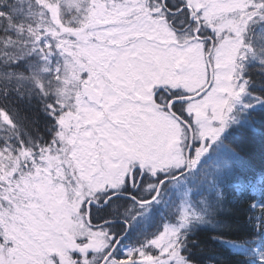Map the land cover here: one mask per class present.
<instances>
[{
  "label": "rangeland",
  "instance_id": "374dc122",
  "mask_svg": "<svg viewBox=\"0 0 264 264\" xmlns=\"http://www.w3.org/2000/svg\"><path fill=\"white\" fill-rule=\"evenodd\" d=\"M260 1H167L172 5L175 2L179 7L189 8L191 13L188 15L199 20L206 30L209 26L214 28L215 48L210 54L213 83L210 82L207 67L209 46L205 47L196 41L194 32H184V28L181 29L183 25L177 27L179 18L162 10L164 0H56L44 5L49 12L48 17L33 35L34 41L38 42L40 59L29 75L0 74V82L13 85L33 98L42 101L46 99L47 104L51 105V113L57 119L59 129L56 144H60V151L57 150L56 153L65 154L66 160L68 158L65 163V184L64 169L60 163L56 166L57 159H51L47 164L39 159L29 158V175L23 173L24 179L12 182L10 178H13L16 171V163L5 173L0 156V264H40V261L44 264H62L64 260L65 264H69L72 261L66 243L58 237L57 232L44 233L45 242H34L33 237L32 243L25 244L42 252L40 259L29 256V253L23 252L22 247L13 242V236L19 234L21 220H26L21 224L26 227L27 220H39L26 203L33 205L46 200L55 209L56 216L65 220L67 238L76 240L78 235L85 238L91 236L86 227L83 229L85 218L82 209L96 197L94 187L97 183H102L100 178L103 176L100 174L97 178L92 177L97 155L95 140L84 141L83 129H87L93 138L95 124H103L102 131L106 134L108 147L107 161H111L108 165L111 182L120 183L128 176V161L136 160L137 154H142L140 156H143V160L150 156L147 164L152 166L153 172L163 169L168 171L173 163L179 164V168L185 171L184 156L177 162L168 157L169 148L174 141H184L187 138L178 123L166 114L159 116V123H153L154 126L150 124L149 129L146 123L132 119L131 115L139 111L149 119L151 105L146 107L142 104L135 109L132 107L127 109V114L123 112L121 105H116L120 95L116 87L124 85L127 77L129 80L139 81L135 91L140 90L142 93L149 91L148 88L165 85L166 88L179 90L180 94L188 93V98H193L205 89L207 95L191 100L194 102L190 104V109L204 117L196 126V136L201 141L209 140L221 127H224V134L220 137V132L217 140H224L233 131L240 129L233 127L227 131L226 125L232 124L237 110L248 104L247 85L239 82L243 79L246 64L253 59L251 55L254 45L248 43L246 38L255 29L249 28L256 22L264 23ZM181 64L185 65V70L176 71ZM123 68L125 75L122 80L120 77ZM39 86L44 90L43 93H39ZM235 94L238 95V100L234 102ZM145 99L149 100V97ZM233 107L235 114L232 113ZM109 113L114 124H110L108 120ZM228 115L231 116L230 119ZM120 119L122 123L119 125V121L115 120ZM129 124L131 130L129 128L127 132L125 125ZM141 146L145 148L144 153L141 152ZM43 153L48 155L53 150L50 148L41 152ZM205 153L206 148L202 143L193 156L192 171L197 177V183L190 182L187 177L170 187L177 193L176 199L177 196L179 199L178 221L163 228L152 241L167 234L169 230H178L181 225H187L190 218L197 216L192 197L186 194V190L197 185L198 181L200 184L204 183L198 166ZM20 155L33 157L32 152L25 149H21L18 156ZM137 166L142 171L145 164L138 163ZM199 167H203V162ZM1 182L8 187L6 194L1 191ZM35 186L43 194L42 197L35 191ZM171 190L167 193H171ZM146 212L153 211L142 210L137 216L141 217ZM105 234L102 232V240L107 251L114 246L115 250L116 245L121 242L116 245L110 243ZM147 248L152 249L151 253L146 252ZM147 248L141 252L132 249L131 255H125L130 249L121 246L119 255L110 261L108 258L103 259L101 264H153V245L149 244Z\"/></svg>",
  "mask_w": 264,
  "mask_h": 264
},
{
  "label": "trees",
  "instance_id": "16d2710c",
  "mask_svg": "<svg viewBox=\"0 0 264 264\" xmlns=\"http://www.w3.org/2000/svg\"><path fill=\"white\" fill-rule=\"evenodd\" d=\"M54 1L56 0H0V74H30L34 64L40 59L39 48L37 47L38 42L34 41L33 35L38 26L44 24L48 17L49 12L44 8V5ZM260 2L264 5V0ZM173 5L171 2H166L165 6L162 4V10H166L165 13L171 15L174 10L178 9H175L178 3L175 4L174 2ZM262 8L264 11V7ZM175 17L179 18L180 21L176 23L178 28L182 27V25L185 27L191 21L187 12L186 14L175 15ZM249 29H253L255 32L253 31L252 35L246 38V41L253 44L254 49L251 55L253 59L246 64L245 72L250 73L247 79L256 86V91L253 95H258L260 84V76L258 75L259 63L264 61V57H261L259 53L264 23L259 24L256 22ZM38 91L43 93L44 90L39 86ZM45 104H47L46 99L42 101L33 98L13 85H4L0 82V156H2V161L4 162L2 167L5 173L16 163V171L13 178L9 177L12 182H17L16 179H24L23 173L29 175V171L24 166L30 162L28 161L29 158L40 160L44 156V153L41 154V152L50 148H52L53 153L48 155L59 156L56 153L60 149V144H56L59 133L57 119L49 118V116L53 115L51 112L48 115L44 114ZM262 114H264V109L259 108L251 114L254 118L255 127L259 132H264V117H262ZM224 142L241 148L245 153L243 161H234L236 171L242 174H250L256 170L264 169V137L253 135L249 130L240 128L226 137ZM21 149L29 150L32 152L33 157L18 156ZM5 165L7 166L5 167ZM187 177L190 182L197 183V177L196 175L194 176V173ZM26 182L31 184L30 181ZM1 184H3L1 191L6 194L8 187H5L2 182ZM198 184H200V181H198ZM171 189L166 190L164 197L161 195L159 203H156L153 207L137 209L129 206L126 201L117 199L114 201V207H117L115 214L109 213L110 208H108L105 210V215L101 220L103 223H118L125 219L129 224V231L121 242V246L130 250H144L163 228L167 225L170 226V224H176L178 221L177 208L179 199L178 196L176 199L177 193H174ZM170 190L172 192L168 194L167 192ZM201 199L210 200L211 198L205 194V197ZM191 201L197 212V216L194 219L200 217L202 221L203 219H208L217 224L224 221V217L213 216L210 209H205L202 206L198 207L193 199ZM148 209L153 212L143 213L141 217L137 216L139 211ZM138 217L139 219H137ZM115 228L118 237L126 232V227L117 225ZM209 231H215V229L211 225H200L196 230L195 238L205 241ZM119 251L120 248L117 249L115 256L119 255ZM151 251V248L146 250L147 253H151ZM212 251L220 252L223 255L229 254L228 248L224 245L215 246Z\"/></svg>",
  "mask_w": 264,
  "mask_h": 264
},
{
  "label": "flooded vegetation",
  "instance_id": "af4514ba",
  "mask_svg": "<svg viewBox=\"0 0 264 264\" xmlns=\"http://www.w3.org/2000/svg\"><path fill=\"white\" fill-rule=\"evenodd\" d=\"M175 9L177 10H174V13L171 14L173 16L180 15L183 13L186 14V12L191 13L189 9H187L184 6L175 7ZM190 19H191L190 23L184 27V32H187L189 30H190L189 32L191 33L194 32L193 34L195 40L204 44L205 47L209 46V48L211 49L212 45H215L214 28L212 26H209V29L206 30V27H204L199 20H195L191 17ZM193 26L196 27V29H193L194 28ZM127 67L130 66L128 65ZM176 71H179L178 67ZM124 75L125 74L123 68V72L120 77L122 80L124 79L123 78ZM137 82L139 81L138 80L135 81L133 79L129 80L127 77V79L124 82L125 83L124 85L120 87L118 86L116 87L117 93L120 94L119 101H117L116 105L117 106L121 105L123 112H126V114L129 112L127 111V109H132V107L133 109H135V108H139V105L142 104L145 105L146 107L151 105L152 107L151 118L148 119L146 115H142L141 112L139 113V111L136 112V114L131 115L132 119H135L136 121H141L142 123H146L149 129L151 128V125L154 126L153 123L156 124L159 123L158 122L160 120L159 116L162 117L166 114L168 115V118L170 117L176 123H178V125L183 129L187 138H185L184 141L182 140H177L176 142L174 141V144L169 148L168 157L169 159L173 160V162L174 161L177 162V161H181L182 156H184L185 166H186L185 171H180L181 169L179 168L180 165L173 163L169 167L168 171H165L163 169V171L160 172H158V170L153 172L154 169H152V166L147 164L150 156H146L145 159L143 160V156L142 158L140 156L142 154H137L136 160L128 161L130 168L129 170L130 172L128 176L120 183L116 184L114 182H111V180H109L108 177V173H109L108 165L111 164V161L110 162L107 161L108 156L106 153V149H108V147L106 145V140H105L106 134H103L102 131L103 124L102 123L95 124L96 127L92 132L93 138L88 133L87 129H83L82 139L84 141H89L90 139L95 140L94 146L97 155L94 164L95 170L92 173V177L97 178V176L100 174H102L103 176L100 178V181H102V183L99 184L97 183L96 186L94 187V193H96V197L88 201V203H86L84 205V208L82 209V211H84V218H85L84 219L85 223L82 226L83 229L84 227L87 228V231H89V235L91 234V236L85 238L83 235H78V238H76V240H71L67 238L65 231L66 230L65 220L62 221L61 218H58L56 216L55 209L51 207V205L46 200H44V202H36L33 205L30 203H26L28 209L34 212L35 215L39 218V220H31V219L27 220L28 227H26L25 225H21L26 221V220H21L20 221L21 223H19V227H20L19 234L13 236V242H15V244H18L20 247H22L23 252L29 253L30 254L29 256H32L36 259L42 258L41 256L42 252L35 250L33 247L32 249L29 245H25V244L32 243L33 237L35 240L34 242H38V241L45 242L46 238H44L45 237L44 233L50 231L52 233L54 232L59 233L58 237L61 238L66 243V248L71 253L72 256V261L69 262V264H101L103 259L105 260L106 258H108L109 261L111 259H114L116 250L121 247V243L119 245L116 244L118 242H122V240H124V238L126 237L129 231V224L125 219H122L118 223H111L110 225H105L107 223H110V222L103 223V221L101 220V218L105 215V210L110 208L109 213H111L112 215L115 214L117 207H114L115 206L114 201L117 199L126 201L129 204V206L133 208L136 207L137 209L145 208V207H153V205L159 203L161 195H163L165 190L170 189L171 186H174V184H176L180 180L193 174L192 161H193V156L196 152L193 151L194 142L197 139L196 126L198 125V123L204 120V117L195 113L193 109H190V104H192L194 101L192 102L190 101L188 103H186L185 100L176 102L188 98L189 97L188 93L184 95L182 93L180 94L179 90L166 88L165 85H158L157 87L148 88L149 91L146 90L145 92L142 93L140 90L135 91V86H138ZM153 84H155V82ZM144 96L149 97V100L148 99L146 100ZM237 100H238V95L235 94L234 102ZM231 109H232V113L235 114L236 112L235 107ZM110 114L111 113L107 115L109 116ZM108 118L105 117V119L109 120L110 124H114V122L112 121L113 120L112 117L109 116ZM228 118L230 119L231 116L228 115ZM115 121H119V125L122 123V119ZM130 127L131 124L125 125V130L129 132L128 130ZM223 134L224 133L222 132L220 137H223ZM103 135H105V137H103ZM140 148H141V152L144 153L145 148L142 146ZM109 149H110L109 153H111V147ZM51 159H57L56 166L57 163L62 164L61 167L62 169H64L63 178L65 184V163L68 162V158L66 160L65 154L59 156L44 155L43 157L40 158V161H44L48 164L49 160ZM138 163L145 164L142 171L139 170L138 166L136 167ZM24 166L28 171L30 165L25 164ZM137 170H139V172H137ZM159 177H163V179H159ZM91 188H93V186H91ZM35 191L38 193L39 196L41 197L43 196V194L38 191L36 186H35ZM18 211H21V209L17 210V212ZM20 215L24 218V215L22 214ZM117 225L126 227V232L124 233L123 236L120 237L117 236V230L115 228L117 227ZM106 230L108 231L106 232ZM102 232L106 233L105 238L108 239L110 243H115V245L117 246L115 250H113L115 248L114 246L110 251L109 250L107 251V248L104 246V242H103L104 240H102ZM87 244L96 245V248L91 251H83V248ZM98 247H100V249H98ZM104 251L106 252L103 253ZM48 255L51 256L52 254H48ZM63 263L65 264V260ZM40 264H44L43 261H40Z\"/></svg>",
  "mask_w": 264,
  "mask_h": 264
},
{
  "label": "snow or ice",
  "instance_id": "6c2138e0",
  "mask_svg": "<svg viewBox=\"0 0 264 264\" xmlns=\"http://www.w3.org/2000/svg\"><path fill=\"white\" fill-rule=\"evenodd\" d=\"M259 53L264 57V30ZM249 75L244 72V78L239 82L247 85L248 104L237 110L234 122L226 127L227 131L233 127L244 128L253 135L264 137V132H259L255 127L251 115L257 108L264 109V61L259 63L258 95H253L256 86L247 79ZM202 95H207V91ZM44 108L45 115L52 111L51 105L45 104ZM49 118L55 119L54 115ZM220 132H224V127L217 129L216 134L207 141L195 140L194 152L201 148L202 143L206 148L199 163L200 166L203 162V167L198 166L204 183L192 185L186 194L192 197L196 206L210 209L211 215L222 216L224 221L217 224L208 219L202 221L200 217L194 220L190 218L187 225H181L178 230H169L150 242L155 255L153 264H264V169L250 174L236 171L234 161H243L245 153L237 146L226 144L223 138L217 140ZM205 194L211 199H201ZM200 225H211L215 229L208 232L205 241L195 238ZM219 245L226 246L229 254L212 251ZM132 251L125 255H131ZM134 251L141 252V249Z\"/></svg>",
  "mask_w": 264,
  "mask_h": 264
},
{
  "label": "water",
  "instance_id": "95a60500",
  "mask_svg": "<svg viewBox=\"0 0 264 264\" xmlns=\"http://www.w3.org/2000/svg\"><path fill=\"white\" fill-rule=\"evenodd\" d=\"M211 83H212V81H211ZM203 93H205V91L202 92V93H199L198 95H196V96L193 97V98H187V99H184V100H185V102L187 103V102H189V101H191V100H193V99L200 98V97L202 96ZM180 101H183V100H179V101H176V102H180ZM87 218H88V216H87ZM110 223H116V222H110ZM107 224H109V223H107ZM107 224H105V225H107ZM95 248H96V245H90V246H87V247L84 249V251H91V250H94ZM98 249H100V247H98Z\"/></svg>",
  "mask_w": 264,
  "mask_h": 264
}]
</instances>
